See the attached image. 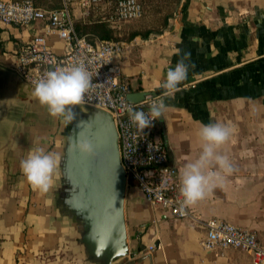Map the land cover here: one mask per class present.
Wrapping results in <instances>:
<instances>
[{
	"label": "crops",
	"instance_id": "1",
	"mask_svg": "<svg viewBox=\"0 0 264 264\" xmlns=\"http://www.w3.org/2000/svg\"><path fill=\"white\" fill-rule=\"evenodd\" d=\"M73 14L76 21L86 19L75 4ZM40 27L0 21V64L12 68V52ZM127 42L118 60L131 81L129 94L135 101L141 92L162 97L166 111L159 130L178 179L200 152L201 124L234 127L221 149L233 173L223 188L189 208L204 220L251 229L264 245V0H181L162 31ZM51 44L64 49L62 41ZM185 56L187 78L165 95L161 84L168 69ZM33 90L23 83L0 99V264H99L81 242L82 221L60 198L67 123L52 117ZM37 147L60 157L47 193L33 190L20 169ZM125 220L129 253L112 264H252L249 254L234 248L205 249V227L153 207L134 183L127 186Z\"/></svg>",
	"mask_w": 264,
	"mask_h": 264
},
{
	"label": "built area",
	"instance_id": "2",
	"mask_svg": "<svg viewBox=\"0 0 264 264\" xmlns=\"http://www.w3.org/2000/svg\"><path fill=\"white\" fill-rule=\"evenodd\" d=\"M85 18L94 15L97 22L118 28L121 23L141 19L144 6L141 0H63L60 8H45L34 0H0V21L6 25L27 28L40 23L42 31L12 52L15 70L34 89L46 71L65 68L80 61L89 67L93 87L80 105L109 112L119 135L121 163L127 176V185L134 183L147 202L161 206L176 219H190L206 229L202 244L209 251L234 248L251 256L252 264H264V245L257 234L221 218L202 219L189 207H181L177 168L169 164V153L160 133L161 121L155 120L143 132L129 121L127 108L148 113L153 101L163 102L160 95L146 93L144 99L128 100L132 85L118 60L129 44L126 40L95 39L80 35L76 29L73 5ZM51 40L64 43L57 51ZM161 122V123H160ZM155 245H150L152 252Z\"/></svg>",
	"mask_w": 264,
	"mask_h": 264
},
{
	"label": "clouds",
	"instance_id": "3",
	"mask_svg": "<svg viewBox=\"0 0 264 264\" xmlns=\"http://www.w3.org/2000/svg\"><path fill=\"white\" fill-rule=\"evenodd\" d=\"M187 56L179 60L174 68H169L161 87L165 95L178 90L179 85L187 78ZM93 87L89 67L77 61L65 68H53L34 82L32 95L42 106L47 108L52 117H59L65 123H72L77 118L73 106L80 105L85 94ZM166 105L153 101L148 113L142 110L127 108L129 121L138 131L143 132L152 122L162 118ZM90 122L81 120V129L87 128ZM234 133V127L227 123L210 122L201 124L197 130L200 142L198 156L183 166L179 177V194L183 198L181 207H190L205 199L216 188H223L226 180L234 171L229 156L221 149ZM71 150L85 157H94L95 145L90 136L81 131L71 145ZM60 157L51 151L37 147L29 152L20 162V169L32 189L47 193L52 185Z\"/></svg>",
	"mask_w": 264,
	"mask_h": 264
},
{
	"label": "water",
	"instance_id": "4",
	"mask_svg": "<svg viewBox=\"0 0 264 264\" xmlns=\"http://www.w3.org/2000/svg\"><path fill=\"white\" fill-rule=\"evenodd\" d=\"M28 84L12 68L0 64V99L20 84ZM131 95L128 100L137 103ZM77 118L71 123L63 158V174L71 185L65 204L83 223L81 242L87 254L99 264H112L129 253L125 220L127 176L121 163L119 135L112 115L102 109L82 110L76 105ZM90 122L81 129L79 122ZM162 119H160L161 121ZM162 122V121H161ZM81 131H85L96 148L94 157L71 150ZM168 153L169 148L165 140Z\"/></svg>",
	"mask_w": 264,
	"mask_h": 264
},
{
	"label": "rangeland",
	"instance_id": "5",
	"mask_svg": "<svg viewBox=\"0 0 264 264\" xmlns=\"http://www.w3.org/2000/svg\"><path fill=\"white\" fill-rule=\"evenodd\" d=\"M42 1L47 3L48 5H51L58 0H42ZM141 2L144 6L143 17L138 20L123 22L120 24L118 28H115L119 32L118 37L120 40H126V37L129 35V33L135 30L144 31L146 29H160L164 17L169 13H171V10H173V8L175 7V0H141ZM47 4L42 6H47ZM97 20H98L97 17L91 15L89 18L86 19H81V20L78 19L77 22L94 23L97 22ZM85 110L86 112L90 111V109L88 108H86ZM70 127H71V123H67V136L70 132ZM67 136L64 143V147H66L67 144ZM61 176L62 177L60 179L59 185H63V187L60 192L61 193L60 198L64 197V202H65V199L69 197L70 190L72 187L63 173Z\"/></svg>",
	"mask_w": 264,
	"mask_h": 264
},
{
	"label": "trees",
	"instance_id": "6",
	"mask_svg": "<svg viewBox=\"0 0 264 264\" xmlns=\"http://www.w3.org/2000/svg\"><path fill=\"white\" fill-rule=\"evenodd\" d=\"M35 3L39 6L45 5L47 3L43 2L42 0H34ZM181 0H175V7L173 10H171V13L166 15L164 17L162 26L160 29H146L144 31L141 30H135L129 33V35L126 37V41L129 39H132L136 37L137 35H142V36H148L151 32H160L162 29L167 27L169 23V18L172 16V14L175 12V10L178 7V4ZM63 4V0H58L55 3L48 5L47 6H42L45 8L54 9V8H60ZM76 29L80 35L87 36L89 40L94 41L95 39H114L118 40V34L119 32L117 29L111 27L108 23L105 22H94V23H83V22H77L76 21Z\"/></svg>",
	"mask_w": 264,
	"mask_h": 264
}]
</instances>
